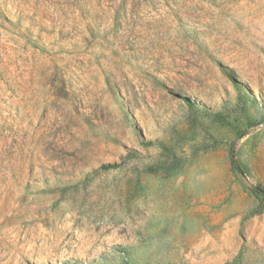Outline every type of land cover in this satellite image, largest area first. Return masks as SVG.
<instances>
[{
    "label": "rangeland",
    "instance_id": "rangeland-1",
    "mask_svg": "<svg viewBox=\"0 0 264 264\" xmlns=\"http://www.w3.org/2000/svg\"><path fill=\"white\" fill-rule=\"evenodd\" d=\"M0 264H264V0H0Z\"/></svg>",
    "mask_w": 264,
    "mask_h": 264
},
{
    "label": "trees",
    "instance_id": "trees-1",
    "mask_svg": "<svg viewBox=\"0 0 264 264\" xmlns=\"http://www.w3.org/2000/svg\"><path fill=\"white\" fill-rule=\"evenodd\" d=\"M224 70H225V73H226L229 77H232V75H231L230 73L227 72V69H226V68H225ZM108 166H110V165H108Z\"/></svg>",
    "mask_w": 264,
    "mask_h": 264
}]
</instances>
